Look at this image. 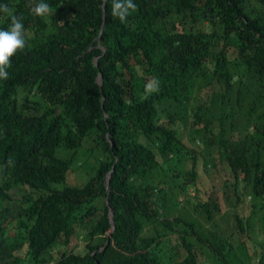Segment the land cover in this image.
<instances>
[{
	"label": "trees",
	"instance_id": "1",
	"mask_svg": "<svg viewBox=\"0 0 264 264\" xmlns=\"http://www.w3.org/2000/svg\"><path fill=\"white\" fill-rule=\"evenodd\" d=\"M39 2L0 0V264H264V0Z\"/></svg>",
	"mask_w": 264,
	"mask_h": 264
},
{
	"label": "clouds",
	"instance_id": "2",
	"mask_svg": "<svg viewBox=\"0 0 264 264\" xmlns=\"http://www.w3.org/2000/svg\"><path fill=\"white\" fill-rule=\"evenodd\" d=\"M136 9L134 0H112L111 14L121 23L125 22L131 11ZM37 16H45L50 11V6L44 0H40L31 9ZM0 13L8 19L6 27L0 28V80L8 78L10 57L18 50L25 47L24 25L22 18L14 14L7 4L0 3ZM159 89V81L155 78L145 85V98Z\"/></svg>",
	"mask_w": 264,
	"mask_h": 264
},
{
	"label": "rangeland",
	"instance_id": "3",
	"mask_svg": "<svg viewBox=\"0 0 264 264\" xmlns=\"http://www.w3.org/2000/svg\"><path fill=\"white\" fill-rule=\"evenodd\" d=\"M89 160H91V159H89ZM89 160H87L86 164H84V167L89 168V166H88V163H89L88 161H89ZM81 170H82V169H81ZM208 176H209V178H210L212 184L215 183L214 186L218 187L217 180H216V175L214 174V170H211V171L209 172V175H208ZM74 177H76V178H75L76 181H81V180H82V174H81L80 172H77V175H75ZM224 191H225V196H226V198H227V202H226V203H227L229 206H231V204H232V202H233V200H234L235 198H234V196L232 195V192H231L230 189H225ZM183 195H184L183 193H182V194L179 193V195H177V197L181 199V197H182ZM180 199H179V200H180ZM246 202H247V201H246ZM244 204H246V203H244ZM246 208H247V205H245V208H244V214L247 213ZM236 209H237V208H236ZM239 209H240V208H238V210H239ZM223 210H224V212H223L222 215H220L219 218H218V223H219V225H220V227H221L222 229H223V226H224V228H227V227L231 226V221L234 222V219H233L234 209H232V207L228 209V208H227V205L225 204V206H223ZM208 228H210V226H208ZM82 240H83V232H82L81 230L77 229V232L75 233L74 236H72V238H71V240H70V242H69V244H68V248H69V249H74V248L78 247V248L76 249V250H78L79 247H80V245H81ZM252 264H254V262H252Z\"/></svg>",
	"mask_w": 264,
	"mask_h": 264
},
{
	"label": "water",
	"instance_id": "4",
	"mask_svg": "<svg viewBox=\"0 0 264 264\" xmlns=\"http://www.w3.org/2000/svg\"><path fill=\"white\" fill-rule=\"evenodd\" d=\"M103 12H104V3H103ZM99 41H100V38H99ZM99 46H101L100 45V42H99ZM102 47V46H101ZM95 64H96V59H95ZM97 81H98V85H99V87L101 86V75H99L98 77H97ZM103 99V98H102ZM106 186H107V189L109 188V173H108V175H107V182H106ZM107 204H108V202H107ZM112 215H113V213H112V210L109 208V218H110V222H111V224H112V228H114V224H113V220H112Z\"/></svg>",
	"mask_w": 264,
	"mask_h": 264
}]
</instances>
